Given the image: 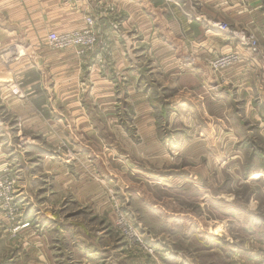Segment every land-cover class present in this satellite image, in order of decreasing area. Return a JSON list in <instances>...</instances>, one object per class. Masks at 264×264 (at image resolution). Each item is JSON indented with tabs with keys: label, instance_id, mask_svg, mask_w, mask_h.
Listing matches in <instances>:
<instances>
[{
	"label": "rangeland",
	"instance_id": "rangeland-1",
	"mask_svg": "<svg viewBox=\"0 0 264 264\" xmlns=\"http://www.w3.org/2000/svg\"><path fill=\"white\" fill-rule=\"evenodd\" d=\"M190 1L191 19L207 12L219 17L208 19L209 27L225 33L234 47L239 44L240 52L205 58L210 75L222 84L197 82L185 71L179 86L170 85L176 75L158 78L160 63L180 68L188 62L175 48L152 47L143 85L128 86L125 70L111 69L112 86L104 91L91 94L88 84L78 87L77 94L92 95L77 98L75 106L91 118L86 124L103 126L96 134L73 127L75 117L55 116L73 100L53 102L56 114L47 135L32 132L34 120L15 116L0 97V264H264V0H235L255 5L241 22L221 14L217 0ZM155 2L162 9L183 6L181 0ZM108 10L104 26L121 37L126 28L118 11ZM96 16L88 13L86 25L76 29L92 34L94 45L67 49L79 57L99 49L108 71L109 56L104 57L111 53V39ZM138 52L136 58L144 61L146 53ZM226 57L236 59L214 69ZM23 88L11 90L25 97L31 91ZM63 125L70 132L57 130ZM73 138L90 152L79 156ZM64 156L78 162L66 170L72 181L62 175L54 180ZM88 156L100 173L89 172ZM50 158L54 163L47 164ZM84 172L97 182L96 198L77 192ZM40 188L55 190L52 203L44 205L55 211L53 221L39 223L41 213L31 214L30 199L19 196V189Z\"/></svg>",
	"mask_w": 264,
	"mask_h": 264
},
{
	"label": "crops",
	"instance_id": "crops-1",
	"mask_svg": "<svg viewBox=\"0 0 264 264\" xmlns=\"http://www.w3.org/2000/svg\"><path fill=\"white\" fill-rule=\"evenodd\" d=\"M181 2L183 4L182 8L171 6L170 8L162 9L160 8L161 5L158 6L155 0H0L1 102L4 103L8 110L14 108L15 116H19L20 119L24 117L32 118L34 120V127L31 126L32 132L40 133L46 131L47 135H51V129L54 125L53 119L56 116L64 119L66 117L77 118L73 127H78L81 133L84 131L94 134L97 132L101 133L103 130L102 125L86 124V122L89 123L91 118L87 117L82 108L75 106L77 98L79 99V97L83 96L84 98L82 97V99L86 101L89 96L92 97L91 94L93 92H102L106 87H109L113 79V75H111L113 69L125 70L129 80L128 86L143 85L145 79H147L146 77L150 75V70L144 72L145 69L150 68L148 63L151 58L147 54H150V48L157 46L161 47V51L175 48L174 52L183 54V60L188 62L180 68H178V63L171 68L165 67L164 64L160 63L159 67L163 71L158 69L160 71L158 78L160 76L167 77V72H170L168 78L171 79L172 76H176L174 82L169 81V84L179 86L180 82L177 79H180L185 71H190L189 73L193 74V76H190L191 79L194 77L197 82L203 80L208 84L211 82L222 84L219 78L210 75V70L206 68L205 58L212 53H219L220 51L230 52L236 50L240 52L239 44L234 47L233 44H230L231 41H228L229 39H227L225 33L209 27L208 19L213 20L219 17L215 18L207 12V15L204 14L205 18L198 17L193 20L187 15V13H193L191 1L181 0ZM242 3L244 4L241 5L239 1L236 2L235 0H217L221 14H226L231 21L234 19L239 22H241V18L248 9L250 11L255 10L254 4L247 5L244 1ZM108 6L116 7L118 11L116 17L119 16L126 28V31L120 33V36L122 34L121 37H114L111 29L104 26L108 20ZM90 12L97 15L96 17L102 23V27H105L102 30L111 39V53L104 57L109 56L108 65L110 70L108 71L102 67L103 60L100 58L102 52L99 49L90 52L86 57H79L76 55V50L64 49L63 51H56L48 44L50 31L60 33L80 29L86 25L85 18ZM201 13L203 14V12ZM150 37L153 38L154 42H150ZM137 47L141 50L140 52L137 50L139 54L143 55L146 53L144 61L136 58ZM242 52L245 55H249L247 50H242ZM179 61H182L181 57ZM230 74L232 73L228 72V75ZM226 82L228 83V81ZM83 84H88V87H91L90 95H87V93L77 94L78 87ZM12 85L26 87L27 89H23L31 92L26 94L25 97L19 96L12 92ZM60 88L64 91L63 93H57ZM193 95L198 98L202 96L196 93ZM60 98L64 102L69 100L74 102L70 103L71 105H66L64 109L56 114L53 102L59 101ZM67 107H69L68 110ZM53 113L56 115L54 116ZM57 130L70 132L65 125L62 128H57ZM49 139L50 136L47 140ZM70 143L74 144H72L73 150L77 151L79 156L90 152L89 149L82 147L83 142L80 140L78 142L73 138ZM36 144L38 146V143ZM112 145L114 146V144ZM52 157L55 159V156ZM53 159H48L47 164L54 163ZM86 159L89 163H86ZM86 159L84 164L89 168V172L92 175V170L100 173V170L95 165V159H91V156L86 157ZM90 163L92 164L91 166ZM71 165L75 167L78 162L71 161L70 157L64 156L62 164L59 165L64 168L62 171L55 173L54 180H57V177L62 175L63 180L72 181L73 174L69 173L68 176L66 171L68 170L67 167H71ZM80 178L77 192L81 193V195L84 194V197L94 196L96 198V180L87 176L85 172ZM32 180L34 181L35 179L33 178ZM86 182L91 184L90 187H87ZM54 183L55 181L51 183V186H54ZM82 183L84 184L82 185ZM92 184L94 189H91ZM64 186L65 184H63ZM46 190L48 191L50 188L34 189L33 193L27 189H19L18 191L19 196L23 197L22 199H30V203H32L31 214L34 211L38 215L41 213V216H35L36 220H40L39 223L46 222L49 219L52 221L56 219L55 211L52 213L50 208L46 209L44 207L45 204L52 203L55 190L52 189L49 193ZM98 193V197L101 199V188L98 189ZM96 205L95 203V208ZM94 212L96 213V209ZM24 229L20 231L21 234L27 232ZM46 230L50 233L54 229ZM62 232L64 234V229H62ZM35 235H31V239H33L32 246L38 249L41 243Z\"/></svg>",
	"mask_w": 264,
	"mask_h": 264
},
{
	"label": "built area",
	"instance_id": "built-area-1",
	"mask_svg": "<svg viewBox=\"0 0 264 264\" xmlns=\"http://www.w3.org/2000/svg\"><path fill=\"white\" fill-rule=\"evenodd\" d=\"M48 43L49 45L56 50H64L73 44H78V46L83 47L84 49L87 47H91L95 43V37L90 35L89 32L85 31H71V32H63L58 33L55 31H51L48 34ZM227 59V60H226ZM236 57L225 58L222 62H217L214 64V69H219L224 67L227 64H231L234 62Z\"/></svg>",
	"mask_w": 264,
	"mask_h": 264
}]
</instances>
